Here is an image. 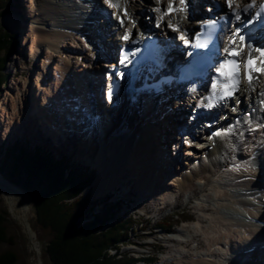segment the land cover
<instances>
[{
  "label": "bare ground",
  "instance_id": "obj_1",
  "mask_svg": "<svg viewBox=\"0 0 264 264\" xmlns=\"http://www.w3.org/2000/svg\"><path fill=\"white\" fill-rule=\"evenodd\" d=\"M39 1H43V4H41L38 9V15L33 17L36 22L30 26L28 31L32 40L30 42V55H35L41 49L45 48L47 56L43 60V69L37 70L34 85L36 89L34 90L35 92L31 89L33 91L31 95V91H29L28 87V92L26 89L22 100L24 99L23 101H25L24 107L27 106L26 108H29V110H31L30 112H32V117L30 116L31 120H35L36 118L37 121L44 124L41 126L38 122V124H36V130L38 131V128L42 127L44 130L43 134L48 135L49 132H53L50 134L52 136L49 135L53 140L57 139L60 131H65L66 129H73L74 133L71 137L75 136L79 139L80 135L75 132L74 127H79L80 130L84 128L88 129V127L90 129L91 127V129L94 130L97 138L96 142L94 141L96 144V154L93 161L88 162L98 172V176L96 178L94 177V182L89 187L91 188V186H93V198L97 199L104 196L107 192H111L114 188H118L121 184H125L128 180H131V183L135 184V188L137 190H142L144 195H150L151 198L160 196L164 200L167 197L168 200V196L173 191L170 187L171 185L182 190L183 186H187L190 182H196V180L204 181L207 185L209 181L214 178L216 179L214 182L219 193L216 195L210 194L204 203L208 202L209 205L211 204L212 210L216 215V220L215 222L213 221L214 223L211 225L208 223L210 226L201 229L202 235L206 234L205 238H207L206 241L208 242V245L206 242L205 245L207 246V251L205 253H196V259H179L177 263L222 264V262H225V260L221 258L224 254L231 255L235 251L240 253V251L249 248L255 241L257 245H261L258 251L251 250L247 252L246 255L243 254V262L240 260L238 261V259L236 260V257L228 259V261H230L231 264L234 263V260H236L238 264H264V226L261 224L264 221V153H262L263 150L261 151L262 154L258 151L260 149L258 147L264 142V135L261 137V139H263L261 142H259L261 139H257L256 142L251 145V150H249L250 155L239 150L237 147H233L235 150L233 149L234 151H232L230 148L231 145L226 144L227 136H212V138H210L211 141L208 142L209 144L211 143V146L208 147L207 151L204 150L205 147L202 149V153L204 152L203 155L198 156L196 161L187 163V169H185L184 172L181 173V169H177L178 173L175 177L166 179L165 177L168 175L162 172L161 174L159 171L163 169V166L165 167L168 149L172 143L176 144L175 140H177V137L174 136L175 139L172 137V119L166 121L165 117L160 120L156 118L157 112L163 110L162 105L154 104L155 102L153 100H150L151 103H147L145 102L146 99L145 101L137 102V105L130 104L128 105L129 113L127 115L126 113L122 115L121 120L116 118L117 121H119L116 128L113 127L115 124H111V127H106V122L111 119L110 116L112 112H114L113 110L115 106L104 103V101L101 100L103 97L99 98L95 95L96 106L93 110L98 117L102 114V117H104L102 119L103 121H89L90 118L88 117V113L91 108H86L83 105L90 102V98L87 95V83L89 80H87V83L84 81L88 76L89 69L91 68V70L95 73L101 74V76L104 69H100L97 64L93 65V56L85 55V60L91 61L87 64L85 63L86 68L83 73L84 77L82 75H76L71 67L77 63L79 64V56L71 53L68 49H71V46H76L78 48L84 47L86 50V48L89 49L91 46H94V40L99 39V42H101L102 39L98 31L94 28L101 29L104 34L106 32L104 28L114 22L110 21L112 17L109 19L105 11L98 8L99 1L97 0H95V4H91L92 9L90 7L88 8L91 11H89L91 14H87L86 17L84 16L85 18H83V20L79 19L78 22L76 21L78 18H74V21L68 20L72 18V15L67 13V11H64L63 8H58V3H55L54 0H34V4H38ZM144 1L149 4V6L153 3L151 0ZM163 1L164 0H161L160 3L156 2L155 5L163 4L167 0ZM113 3H115V0H113ZM135 6L137 5H132L127 2V0L126 2L125 0H121L120 7L111 6V8L114 9L116 15H121L125 20L124 25L129 27L130 24H128V18H138L142 13H149L147 12L148 10H141L138 6L136 8ZM35 8L37 9V7ZM65 9L67 10V7ZM124 9H127L130 14L129 16H124ZM97 10L102 13L105 22L98 18L99 12ZM69 11L71 12L68 8V12ZM74 13L77 14L78 12ZM80 13H82V11ZM153 13L154 11L151 8L150 15L153 16ZM52 14L60 16V18L61 15L65 14L64 18L68 19H61L59 21V19L57 20L54 18V23H52ZM47 15H49L50 18H48ZM79 15L83 16V13ZM154 16L157 20L162 15L160 12L156 11ZM40 17L41 20H39ZM141 17L142 19L138 23V26H141L143 29L149 28V22H147L145 15H141ZM164 17L165 16H163V18ZM9 19L7 18V20ZM7 20L6 18L1 19L0 23L5 24L9 28L13 27L15 29V27H18L17 29H20V26L16 25L15 22H6ZM193 20H195V18ZM37 21L41 25L35 24ZM92 22L95 23L92 24ZM44 23H48V26ZM90 24L92 25L90 26ZM186 25L188 26L190 23H185L184 26ZM116 27V23H114V28ZM103 30H105V32H103ZM69 42H71L70 48L69 45H67ZM110 48L111 46L106 47V50H110ZM67 51L70 53H67ZM62 52L64 55H62ZM51 65L55 66L53 68L54 72L50 71L51 73H49L48 68ZM251 83H253V81H251ZM251 83L245 82L241 79L240 85L235 87L236 89L230 98V102H232L233 99H235V101L240 100L239 107L243 108V98L250 93L252 98L251 104H253L252 107L256 113L259 104L260 107L264 105V103H262V101H264V87L260 85V82L259 85L253 89L250 85ZM207 86L208 89H214L210 84H207ZM89 89L95 91L97 87L92 85ZM260 93L263 94L259 95ZM225 98H227V95ZM209 102L212 103V100H209ZM221 105L222 102L218 99L217 102L211 106L212 111H218V113H220L218 108ZM57 106L66 109V112H64L62 108L57 109ZM103 106H106V109L111 110L112 112L107 110L105 112ZM202 108L204 109L203 106ZM136 109L137 111H135ZM13 110L15 109L13 108ZM115 115H113L114 117L112 116L114 119ZM248 115H250V117L247 119L243 118L244 122L242 123L241 121L242 125L240 124L239 129L236 131L234 128L235 130L231 133L236 131L238 134L242 129L246 130L249 127H255L256 124H247V122H250L251 118L254 117L253 113H248ZM173 116H175V114L169 115V117ZM239 120L240 119H237L236 122ZM116 129H121V132H117ZM109 130H114L113 132L116 133L110 135ZM262 131H264L263 128ZM174 133H177L176 130ZM221 133H224V131ZM63 134L65 138L68 137L66 135L67 133ZM69 134L71 133L68 132V135ZM180 137H182V135H180ZM203 137H205V140H209L204 134ZM228 137H230L231 141L235 144L240 142L238 141L240 140L239 136H236L235 134L228 135ZM34 138L35 137H33V139ZM199 139L201 138H198L197 140ZM39 140L45 145H49L48 140L42 139L41 137ZM59 141L61 142V139ZM63 141L64 140L62 139V142ZM158 142L161 146L160 149L157 148ZM59 145L60 143H58V148ZM194 146L196 148L201 147L198 143ZM37 147L40 148L42 153H49L50 155L52 153V151L42 145ZM37 147L34 149H38ZM42 147H44L45 150H43ZM262 149H264V143ZM229 152L233 157L230 156ZM151 153L157 157L158 163L153 159ZM249 157L250 160L248 159ZM237 166H239V170H237ZM23 192H25L23 189L10 183L8 180H5L0 174V195L7 203H15L17 206L18 204H23L28 209L30 206V198L29 195H26ZM152 201L157 202V199ZM166 203H170V201H167ZM207 206L208 205L206 204V206L202 208L204 213L210 211V208H207ZM245 211H247L249 215H252L251 223L246 221V219L250 220V218H248ZM203 218L205 219V216L198 217V221H201ZM256 219L258 222L255 221ZM25 227V234L29 238L31 251L39 254L40 251L34 237V231L30 228L28 222L25 223ZM241 230L244 232H241ZM213 231L218 232V234L211 238L210 235L213 234ZM173 234L174 231L167 235ZM110 251L114 250L110 249L108 250V253ZM171 256L180 257L181 253L176 255V252H174ZM166 258H169V256Z\"/></svg>",
  "mask_w": 264,
  "mask_h": 264
},
{
  "label": "rangeland",
  "instance_id": "obj_2",
  "mask_svg": "<svg viewBox=\"0 0 264 264\" xmlns=\"http://www.w3.org/2000/svg\"><path fill=\"white\" fill-rule=\"evenodd\" d=\"M97 1H99L98 8H100L102 11L106 10L105 6H107L106 7L107 9L111 7L108 3H105V0H97ZM54 2L58 3L57 4L58 8H63L64 11H67V13L71 14L72 18L70 19L64 18L65 14L61 15V18L60 16H56L52 14V19H53L51 20L52 23H54V18L57 20L59 19V21L61 19L63 20L68 19L74 21V18H78L76 20L77 22L79 21V19L83 20V18H85L87 14L88 15L91 14L90 13L91 11L88 8L89 7L91 8V6L95 4V0H54ZM127 2L131 3L132 5L136 4L138 8H140L141 10H145V11L148 10L147 12L149 13H145V14L142 13L141 15H145V17L151 16V18L153 17L155 20L152 21V24L156 21V18L154 16V13L156 11H154L152 16L150 15V9L156 6L155 3L157 1L154 2L152 1L153 3L150 6L144 0H127ZM41 4H43V1H39L38 4H34V0H0V21L1 19L4 18H6V20L7 18L8 19L10 18L6 22L12 21L15 22L16 25L20 26V29H17L18 27H15L14 29L13 27L9 28L5 24L0 23L1 33L8 32L15 34V43L13 46V50L8 54L7 58H3L5 59L4 60L5 62L3 64L2 69H0V77L1 80H3L0 83V157L1 158H2L3 148H13L14 146L21 145L26 150L32 151L35 147L38 146L35 144L41 142L39 140L40 137L42 139L48 137V140L50 141L53 139L52 137H50L52 136L50 134L53 132L51 133L49 132L48 135L43 134L44 130L42 129V127L38 128V131L40 130L38 133L35 127L39 121H37L36 118L35 120H31L30 116L32 115V112H30L31 110H29V108L28 109L26 108L27 107L26 105H25L26 107H24L25 101H23L24 99L22 100L23 95L28 87H29V91H31V95L33 91L36 90L34 85H35L37 70L43 69V60L47 56L46 55L47 51L45 48L41 49L35 55L32 56L30 55V46H31L30 42L32 40L28 31L30 26L33 25L34 22H36V20L33 17H36L38 15V9ZM34 6L37 7V9ZM137 6H135V8ZM66 7L67 10L65 9ZM68 8L71 10V12L70 11L68 12ZM81 11L83 13V16L79 15L82 14L80 13ZM112 11L114 13L113 17L115 18L116 14L113 8ZM74 12H78V13L75 14ZM141 15L138 18H135V21H137V25L142 19ZM47 17L50 18L49 15H47ZM39 20H41V17L39 18ZM20 22L22 23V25ZM148 22H149V26H151V21L148 20ZM94 23L95 22H92V24ZM114 23L116 22L114 21L110 25L114 27ZM35 24H39L38 21ZM44 24L48 26V23H44ZM92 24H90V26ZM47 26L45 27L48 28ZM70 43L71 42L67 43V45H69V48L71 46ZM92 49H93L92 46L89 49L86 48V50L84 47L78 48L76 46H71V49H68L71 53L79 56L78 59L79 64L77 63L76 64L77 66L72 65L71 67L76 75L78 74L84 77L83 73L85 72L84 69L86 68L85 63L87 64L91 61V60L89 61L85 60L86 57L85 55L93 56L94 59L93 64H97L99 68L103 70V67L100 66L99 63L100 59L99 58L95 59V54L94 52H92ZM69 51H67V53H70ZM5 52H6L5 47L4 48L1 47L0 58H2ZM62 55H64L63 52ZM54 67H55L54 65H51L48 68L49 73H51L52 71L54 72L53 70ZM260 85L263 86L262 82L260 83ZM261 94L263 93H260L259 95ZM243 99H244L243 108L241 107L239 110H241L242 112L246 110L248 111L249 114L253 113L254 117L251 118V121L250 122L248 121L247 124L250 125L256 124L255 125L256 129L252 130L253 128L252 126L247 128L246 130H242L241 131L242 136L240 140H238L240 142L237 143V146H239L238 147L239 150L250 155L249 150H251V145H253L257 139H261V137L264 135V131H262V128L264 129V125H263L264 111L262 109L264 105L260 107L259 104L255 113V110L252 107L253 104H251V99H252L251 94L249 93L247 97L245 96ZM233 101L236 102L235 99H233ZM13 108L15 110H13ZM61 108H62L61 106H57V109H61ZM103 108H105V112L106 110L112 112L111 110L106 109V106H103ZM119 109L120 110L123 109V112L126 111V109L122 108L121 106L119 107ZM119 109H117V111H119ZM239 110L233 113L235 115L239 113L238 116V119H240L239 125L237 126V122H235V126H234L236 131L239 129L241 121L242 123L244 122L243 118L247 119L250 117V115L246 116L242 112L240 113ZM63 111L66 112V109H63ZM115 114H114L115 119L114 118L112 119L114 120V122L110 121V119L107 120L108 122H106L107 125L106 127H111L112 126L111 124H115L113 127L116 128V125H118L119 123L117 119L121 120V116H119L116 111ZM31 122L33 123V125ZM39 125L43 126L44 124L39 122ZM74 129L75 132H77L80 135L79 139L76 137L70 138L68 136V129H66L67 132L65 130V131H60L58 133V136H60L61 138V142L60 141L57 142L60 143L58 150L55 149L52 150L51 147L45 145L44 143H40V144L46 147L47 149H49L50 151H52L51 156L54 159L57 160V158H61V159H65L66 161L69 160L70 163H72L73 165H77L78 168H85V171L87 173L90 170L93 171L92 177L96 178L98 176L97 170H95V168L92 167L90 163H88L93 161L96 154V146H95L96 145L95 142L97 139L96 134L94 130L91 129V127L90 129L88 127V129L84 128L82 130H80L79 127L78 128L74 127ZM221 130L219 133L223 132ZM109 131H110L109 133L110 135H114V133H116L113 132L114 130H109ZM236 131L231 134H235L236 136H238ZM63 133H67L66 135L69 138L68 137L65 138ZM231 134L228 133L227 135H225L227 136L226 143L230 144L231 146L230 145L229 146L231 150L234 151L235 149L233 147H236V144L231 141L230 137H228V135L230 136ZM35 135L36 136L38 135L39 137L37 136L36 138ZM244 136L246 137V140L244 139ZM33 137H35L36 139L35 138L33 139ZM62 139L64 140L63 142ZM54 140L57 141V139ZM262 140L263 139L259 140V142H261ZM210 141L211 139L203 141L201 138V140L198 141L191 139L190 142V139L186 138V140L183 141L184 144H182V146H180L178 149L176 148L178 144L172 143L168 149V153H167L168 158L166 157L165 167L163 166V169L159 171V173L162 172L164 174H167L168 176L165 177L167 179V178L175 177L178 173L177 169H181V173L184 172V170L187 169L186 168L187 163L196 161L198 159V156L203 155L204 152L202 153V149L204 147H205L204 150L207 151L208 146L206 148V145H209L208 142ZM186 143H188L189 145ZM197 143L202 148L201 147L196 148L194 145ZM232 144L235 146H232ZM44 147H42L43 150H45ZM160 147H161L160 143L158 142L157 148L160 149ZM39 152H42L40 148H39ZM229 154L230 156L233 157V155H231L230 152ZM151 155L153 159H155L156 162L158 163L157 157L154 156L153 153H151ZM248 159L250 160V157ZM0 174L5 180L7 179L9 180L8 165L1 168ZM24 180H25L24 175L19 177V182ZM215 180L216 179L214 178L211 179V181H209L207 185L204 183V181L196 180V182H190L187 186H183V188L181 187L182 190H179L177 187L171 185L170 187L171 189H173V191L170 193L171 196L170 195L168 196V200L167 197L164 200L160 196H155L154 198H151L150 195H146V194L144 195L142 190H137L135 188V184L131 183L132 182L131 180H128L125 184H121V186H119L118 188H114L111 192H107L104 196H101L97 199L93 198V190H92L93 186H91V188H88L87 190H84L85 188L82 189L80 195L87 194L88 199L97 204L96 206H94L93 212H97L99 210L104 211L107 203L112 204V202L109 201H115L113 205H117L119 208L118 207L113 208L114 209L113 219L109 220L107 224L114 222V219L117 218L122 219L127 217L128 215H131L134 221L141 222L142 225H144V227L145 226L147 227L144 230H137L136 235L131 234L128 240L129 243L122 244L121 246H119V249L117 250L118 252L110 251L108 253L109 255L115 254L116 257H118L120 253H126L127 256L133 257L134 259L144 258L148 260L145 261L143 264H178L177 262L179 259L182 260L196 259V253L197 254L205 253L207 251V246L205 245V242L208 245V242L206 241L207 238H205L206 234L202 235L201 229L213 224L216 220L215 218L216 215L215 212H213L212 210L211 204L209 205L208 202L206 203L204 202L206 198L209 197L210 194L216 195L219 193L218 189L216 188V184L214 182ZM43 185H44V181L42 179L35 178L31 186L36 189H41ZM108 194H112V195L108 198L107 197ZM156 199L157 202L152 201ZM167 201H170V203H167L161 207V205L166 203ZM206 204L208 205L207 208H210V211L204 213L202 208L206 206ZM18 206L15 205V203L14 204L7 203L0 195V214L4 218L2 224L5 225L6 236L7 239H9L0 242V254L6 251L12 252L15 256V261L13 264H51L44 251L45 244L50 237L49 230L47 228L41 227L36 223L34 218L35 214L31 202L28 209L23 204L21 205L18 204ZM245 213L247 214L248 218H250V220L246 219V221H249L251 223L252 215H249L247 211H245ZM200 216L201 217L205 216V219L203 218L201 221H198V217ZM161 217L163 218L160 219ZM82 220L83 218H79L77 222L80 223ZM189 220H191L192 222ZM26 222L29 223L30 228L35 233L34 237L36 239V243L40 251L39 254L31 251L30 249L29 238L26 236L25 230L23 229V225H25ZM168 222L171 223V227L167 226ZM139 225L138 227H140ZM159 227L165 229L166 230L165 233H163L162 232L163 230L162 229L160 230ZM146 229L147 230L150 229V232L146 231ZM172 231H174L173 235H167L168 234L167 232H172ZM241 232L244 231L241 230ZM217 234L218 232L213 231V234H211L210 237L213 238ZM174 252H176V255L178 253H181V256L180 257L171 256V254ZM235 253L237 252H234V254ZM168 256L169 258H166ZM136 264H142V263L139 262Z\"/></svg>",
  "mask_w": 264,
  "mask_h": 264
},
{
  "label": "trees",
  "instance_id": "obj_3",
  "mask_svg": "<svg viewBox=\"0 0 264 264\" xmlns=\"http://www.w3.org/2000/svg\"><path fill=\"white\" fill-rule=\"evenodd\" d=\"M14 43L15 34L0 31V48L6 49L0 58V69ZM6 165L8 181L29 195L36 223L50 232L44 251L51 264H143L148 261L134 259L126 253L118 257L108 254V250L118 252L119 246L129 243L130 235L137 232L134 228L137 222L128 215L107 224L113 219V208L118 207L111 203H107L104 211L93 212L97 204L89 200L87 194L80 195L90 182L92 171L87 173L85 168L71 165L65 159L56 160L49 153L39 152V148L29 151L21 145L3 148L0 170ZM22 175L25 180L19 182ZM35 178L44 181L41 189L31 186ZM79 218H83L80 223L77 222ZM3 220L0 214V242L9 240ZM167 226L171 227V223ZM14 261L12 252L0 254V264H13Z\"/></svg>",
  "mask_w": 264,
  "mask_h": 264
},
{
  "label": "snow or ice",
  "instance_id": "obj_4",
  "mask_svg": "<svg viewBox=\"0 0 264 264\" xmlns=\"http://www.w3.org/2000/svg\"><path fill=\"white\" fill-rule=\"evenodd\" d=\"M126 2V0H125ZM161 0H157V3H160ZM174 0H169V8H171V5L173 4ZM105 3L110 4L113 7H120V3L121 0H115V3H113V0H105ZM188 0H179V4L181 5H187ZM225 3L228 6V11L231 13V15L233 17H235V19L237 21H240L241 23H244L245 26L248 24H253L256 22H264V3H261L260 5V9L259 11L253 12V8L256 6V0H225ZM238 3H243V7L240 8L239 10H236L233 5L238 4ZM169 8H164L163 10L160 8H154L153 11H163L164 15L168 14ZM182 9L179 8H171V11H181ZM209 11H211V9H209ZM241 13H243L244 15H241ZM124 16H129L130 14L128 13L127 9H124ZM245 17H247L246 21H245ZM163 19V16H161L160 18H158L156 20V26L157 27H161V20ZM121 24H124V20L121 19ZM133 23V27H135V21L132 22ZM167 24L169 27H173L172 22L171 21H167ZM205 27H212L213 30H215L218 21L217 20H208L204 22ZM173 30H179L178 26L175 27ZM130 29L126 30V34L124 35L123 39L124 40H128L129 39V33H130ZM241 28H236L235 32L232 33V36L229 38V46L224 48V52L226 53V57L225 59L221 62L219 68H217V72L220 73L222 69L225 68L226 65L230 64V63H234L237 64V70L235 71V73L233 75H235L237 77L235 84L239 85V72H238V61L236 60H232L230 61L228 59L229 56H232L233 53H236V49L235 48H230L231 45L236 43V38H238L241 42H244L247 46V48L250 50L249 51V56H248V60L245 61V66H248V63L253 59L251 56V51H258L261 53L262 56H264V47H255L253 46V44L250 42V39L246 36V35H242L241 34ZM137 51H139V49H137ZM239 53H236V55H238ZM121 63H124V60H121ZM252 71H264V69H249V74H248V80L249 83H251V81L254 79V77L251 75ZM120 75H123L122 73ZM226 95L228 97L232 96V92L229 91L226 93ZM114 97V85H109L108 88V100L111 102L113 100ZM224 97H221V99H223ZM209 100H211V97L208 98ZM262 103H264V101H262ZM206 107L210 106V105H205ZM235 110V109H234ZM239 125V121H237V126ZM234 131L233 127H229L225 133H216L217 136H221V135H226L227 133H231ZM237 170H239V166H237Z\"/></svg>",
  "mask_w": 264,
  "mask_h": 264
},
{
  "label": "water",
  "instance_id": "obj_5",
  "mask_svg": "<svg viewBox=\"0 0 264 264\" xmlns=\"http://www.w3.org/2000/svg\"><path fill=\"white\" fill-rule=\"evenodd\" d=\"M93 182H94V177H93L92 180L90 181L89 185L85 187L84 190H87V189L90 187V185H92ZM23 193L26 194V195H28V194L25 193V192H23ZM25 228H26L25 225H23V229H24V230H25Z\"/></svg>",
  "mask_w": 264,
  "mask_h": 264
}]
</instances>
